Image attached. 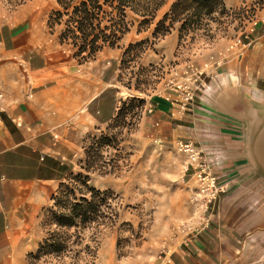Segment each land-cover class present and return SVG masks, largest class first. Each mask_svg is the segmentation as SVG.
<instances>
[{
	"label": "crops",
	"instance_id": "crops-1",
	"mask_svg": "<svg viewBox=\"0 0 264 264\" xmlns=\"http://www.w3.org/2000/svg\"><path fill=\"white\" fill-rule=\"evenodd\" d=\"M260 17L255 46L219 62L195 104L148 102L143 135L198 143L218 193L205 223L154 264H264V7ZM24 35L0 29V264H29L42 215L72 170L73 136L108 123L118 102L104 72Z\"/></svg>",
	"mask_w": 264,
	"mask_h": 264
},
{
	"label": "rangeland",
	"instance_id": "rangeland-1",
	"mask_svg": "<svg viewBox=\"0 0 264 264\" xmlns=\"http://www.w3.org/2000/svg\"><path fill=\"white\" fill-rule=\"evenodd\" d=\"M174 1L165 0L155 19L141 27L140 19L128 12V32L118 48H104L84 62L72 58L69 45H60L62 27L48 24L49 14L57 7L55 0H0V29L5 28L6 34L19 30L23 40L28 32L35 48H54L62 52L63 60L93 66L96 75L104 72V80L110 81L118 98L108 123L73 136L77 155L62 182L76 188V197L81 196L79 192L89 195L75 175L86 177L88 187L111 192L106 212L116 216L80 228H56L50 222L52 203L42 215L40 244L57 232L66 238V249L29 257V264H154L173 249L179 236L187 238L205 223L212 206H206L201 192L205 185L196 175L198 170L189 167L188 153L179 142L162 146L150 140L141 131V121L153 97L195 104L219 62L255 46L253 28L260 22L264 1L223 0L228 16L210 24L209 36L199 31L180 40L176 23L169 34L154 38L157 22ZM129 45L134 48L124 56ZM188 94L192 101L187 100ZM192 144L201 149L198 143ZM159 226H169L168 234Z\"/></svg>",
	"mask_w": 264,
	"mask_h": 264
},
{
	"label": "trees",
	"instance_id": "trees-1",
	"mask_svg": "<svg viewBox=\"0 0 264 264\" xmlns=\"http://www.w3.org/2000/svg\"><path fill=\"white\" fill-rule=\"evenodd\" d=\"M165 0H55L56 9L48 16V24L61 26L58 36L60 45L71 47L72 58L82 61L90 60L104 48H118L122 37L128 32L127 13L130 12L140 20L138 26L150 24L156 12ZM261 1V0H260ZM229 10L223 0H175L169 11L163 15L154 28L153 37L165 36L174 24H179V39L192 33L203 31L209 36L210 24L219 18L227 17ZM129 45L124 56L130 49ZM121 109L118 110L120 112ZM80 185L87 190L88 197L81 194L76 197L75 187L60 183L52 197L54 211L50 212V222L56 228H80L101 220H112L116 215L106 212L110 209L108 202L112 195L108 191H99L88 187L86 177L75 175ZM72 195V197H70ZM66 238L53 232L37 248L38 258L45 253L60 254L66 249Z\"/></svg>",
	"mask_w": 264,
	"mask_h": 264
},
{
	"label": "built area",
	"instance_id": "built-area-1",
	"mask_svg": "<svg viewBox=\"0 0 264 264\" xmlns=\"http://www.w3.org/2000/svg\"><path fill=\"white\" fill-rule=\"evenodd\" d=\"M254 25L256 26L257 22L254 23ZM238 43H240V41H238ZM199 75H201V73ZM191 97L192 96L188 94L187 100L192 101L193 99ZM178 145L180 146V148H182V150L185 153H188L189 158H190L189 167H191L193 171L198 170L197 174L196 173L195 174L198 176V179L202 182V186L205 185V187L202 188L201 192L204 193L205 197L207 198L206 206L207 205L208 207L213 206L217 200L218 193L216 190L215 179L209 175L208 173L209 166L206 160L203 159L202 153L198 151L191 142H188L185 144H182L181 142H179ZM197 229L192 230V232H190L187 235V238H189L193 233H195Z\"/></svg>",
	"mask_w": 264,
	"mask_h": 264
}]
</instances>
